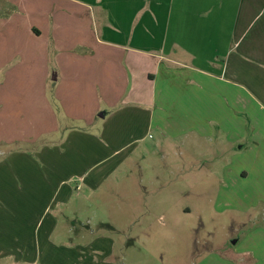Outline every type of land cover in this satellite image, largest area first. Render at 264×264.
Segmentation results:
<instances>
[{"label":"crops","instance_id":"1","mask_svg":"<svg viewBox=\"0 0 264 264\" xmlns=\"http://www.w3.org/2000/svg\"><path fill=\"white\" fill-rule=\"evenodd\" d=\"M67 119L118 137L150 129L163 138L214 137L230 147L224 205L264 210V0L0 3V153L44 137L41 154L54 169L39 185L24 181L25 165L0 160V253L21 263L36 264L39 245L43 264L52 263L49 206L68 194L74 175L89 177L68 147L84 144L73 141L80 132L51 137ZM54 172L64 177L54 181ZM259 253L250 263L264 264Z\"/></svg>","mask_w":264,"mask_h":264},{"label":"rangeland","instance_id":"2","mask_svg":"<svg viewBox=\"0 0 264 264\" xmlns=\"http://www.w3.org/2000/svg\"><path fill=\"white\" fill-rule=\"evenodd\" d=\"M73 131L81 137L73 141L84 144L68 147L80 153L75 163L89 177H71L65 182L68 194L48 205L44 224L51 230L50 264H201L214 259L252 264L263 257L259 251H264V234L245 236L264 227L263 204L245 208L222 202L221 170L230 148L222 141L189 133L163 138L154 129L137 137L132 132L105 135L101 125H86L81 119H67L51 137L58 141ZM43 138L18 143L12 149L18 153H0V160L25 165L24 181L49 182L48 172L54 169L42 157L48 143ZM58 177L64 176L52 173L54 181ZM34 234L43 238L41 229ZM238 240L245 246L236 248L233 242ZM39 249L36 264H43L47 254L41 245ZM15 258V253L1 252L0 264H26Z\"/></svg>","mask_w":264,"mask_h":264},{"label":"trees","instance_id":"3","mask_svg":"<svg viewBox=\"0 0 264 264\" xmlns=\"http://www.w3.org/2000/svg\"><path fill=\"white\" fill-rule=\"evenodd\" d=\"M5 176H6L5 173H3V174L1 175V179H5ZM11 177H12V175H11ZM1 179H0V180H1ZM11 179H14V178L12 177Z\"/></svg>","mask_w":264,"mask_h":264}]
</instances>
